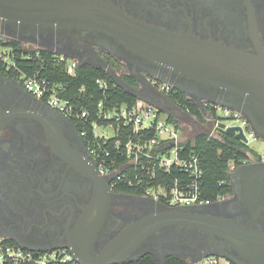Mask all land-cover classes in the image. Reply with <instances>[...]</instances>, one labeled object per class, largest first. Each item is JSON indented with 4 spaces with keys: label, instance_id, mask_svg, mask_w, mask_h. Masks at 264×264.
<instances>
[{
    "label": "flooded vegetation",
    "instance_id": "af4514ba",
    "mask_svg": "<svg viewBox=\"0 0 264 264\" xmlns=\"http://www.w3.org/2000/svg\"><path fill=\"white\" fill-rule=\"evenodd\" d=\"M108 1L155 27L192 34L255 55L260 49L264 51V0ZM1 29L3 33L35 46L29 48L47 49L52 54L77 58L80 65L89 63L98 68L108 65L122 78L124 73L130 74L135 79V85L131 86L136 87L140 95L147 99L158 96L152 91L150 82L154 75L147 71L156 67L112 37L104 39L100 32L57 23H5ZM158 75L165 79L186 80L193 99L205 91L201 84L176 73L159 68ZM140 84L145 85L144 90H139ZM231 102H239L242 114L248 104L244 98ZM170 113L181 119L187 118L183 110L175 106H171ZM4 119L7 120L4 122ZM250 126L253 128L251 123ZM256 134L257 139L264 142V136ZM57 139L66 140L73 151L71 156L67 157L57 149ZM88 155L77 123L27 92L21 83L0 74V237L23 246L48 250L89 236L104 213L98 207L100 201L96 199L95 184L77 164V160ZM248 156L241 165L243 172L238 183L250 177L257 181L242 192H237L232 185L231 194L209 202L205 210L264 230V208L259 207L264 202V154L252 156L248 153ZM111 193L102 231L95 243L96 254L126 226L158 209L152 198L112 188ZM217 241L222 250L237 254L226 239L217 237ZM155 245L159 256L174 253L184 258H193L215 248L204 232L186 225L156 231L138 251L150 250Z\"/></svg>",
    "mask_w": 264,
    "mask_h": 264
},
{
    "label": "water",
    "instance_id": "95a60500",
    "mask_svg": "<svg viewBox=\"0 0 264 264\" xmlns=\"http://www.w3.org/2000/svg\"><path fill=\"white\" fill-rule=\"evenodd\" d=\"M5 23L9 25L57 23L59 26L81 27L100 32L104 39L112 37L134 55L155 66L156 69H147L154 78L162 79L187 94L192 90L186 86V80L161 78L158 75L159 68L201 84L205 91L194 98L200 107L203 105V100H208L241 112L239 102L232 103L231 100L244 98L248 102L247 107L242 111L244 116L250 121L253 129L264 136V51L261 49L258 55H255L192 34L176 33L155 27L130 16L108 0H0V32H3L1 28ZM82 61L81 59L80 62ZM100 67L123 88L138 98H144L157 105L163 111L170 113L171 106L176 105L165 96H153L147 99L110 66ZM219 91L222 93H218ZM188 96L193 98L191 94ZM5 120L7 119L3 121ZM237 130L240 132L237 133ZM226 131L237 139L247 141L244 133L237 126H230ZM55 141H57L55 146L65 156L73 154L66 140ZM77 164L95 184L98 195L96 199L100 201L98 207L102 208L104 213L90 230L89 236L70 240V243L62 246L71 250L79 264H120L137 260L147 253H152L159 264H163L166 256L178 255L167 253L159 256L156 254L157 245L150 250L138 251V249L156 231L176 225H186L204 232L215 245L213 250L193 257L194 261L205 256L217 255L226 258L231 264H264L263 229L254 225L245 226L232 219L208 213L205 210L207 205L169 207L153 199L157 204V211L133 221L96 254L95 243L99 232L102 231L111 201L110 179L99 174L96 162L90 155L77 160ZM242 172L243 166H239L231 174V183L237 192L250 188L253 186L252 183L257 181L250 177L243 183H238ZM263 203L259 205L261 210L264 208ZM217 237L229 241L235 247L237 254L222 250ZM18 244L23 246L19 242ZM132 256L135 257L128 258Z\"/></svg>",
    "mask_w": 264,
    "mask_h": 264
},
{
    "label": "built area",
    "instance_id": "2783aa9c",
    "mask_svg": "<svg viewBox=\"0 0 264 264\" xmlns=\"http://www.w3.org/2000/svg\"><path fill=\"white\" fill-rule=\"evenodd\" d=\"M14 40L20 42V46L15 45ZM28 45L0 32V62L9 72H14L12 79L21 83L27 92L80 125V134L85 139L89 155L96 162L99 173L110 179L113 190L121 184L142 188V196L164 201L169 207L203 206L211 202L202 190L204 171L200 156L186 150L188 139H184L179 121L170 119V115H165V111L144 98L112 105L104 98L98 101L95 111L71 101L64 96L66 86L43 73L46 59L40 54V48H29ZM31 49L36 51L35 54L26 52ZM50 59L61 64L70 75H75L80 65L77 58L63 54H53ZM22 61L28 64L38 62L39 67L28 71L20 66ZM97 82L104 91L108 89V80L98 79ZM150 82L152 91L158 96L167 97L175 88L154 77ZM200 108L202 123L208 126L214 122L213 130L205 131L209 137L218 136L220 129L237 126L247 138L245 144L250 150L249 155L257 154L251 148L257 134L241 112L208 100H203ZM244 162L245 159L237 165L231 161L230 174ZM166 177L170 179L166 180ZM218 257L209 255L197 261L186 259L189 264H218ZM70 261L79 264L67 247L35 250L0 237V264H61Z\"/></svg>",
    "mask_w": 264,
    "mask_h": 264
},
{
    "label": "trees",
    "instance_id": "16d2710c",
    "mask_svg": "<svg viewBox=\"0 0 264 264\" xmlns=\"http://www.w3.org/2000/svg\"><path fill=\"white\" fill-rule=\"evenodd\" d=\"M13 42L17 46L21 44L16 40ZM26 52L35 54L36 51L31 49L26 50ZM39 52L46 59L43 73L54 82H62L67 88V93H64V96L73 102L89 106L92 111H95L98 101L104 98H106L109 105L123 102L133 103L138 99L135 94L116 84L110 74L102 68L84 63L79 65L75 75H70L63 69L61 64L55 63L50 59L53 54L49 50L41 48ZM19 64L24 69L28 68V71L39 67L38 62L28 64L22 61ZM0 74L10 78L14 77V72H9L2 62H0ZM98 79L108 80L109 86L106 91L99 86ZM123 79L128 84L135 85V79L132 75L124 73ZM167 98L199 121H203V111L199 104L183 91L174 88L167 95ZM212 112L215 114L213 108ZM170 119L174 118L170 116ZM185 146L187 151L197 153L200 156L204 171L202 188L204 196L214 201L219 196L231 194L233 187L231 184L230 163L233 161L240 165L241 160L249 157L248 152L250 150L245 142L228 134L226 130L220 129L218 136L213 137H209L205 132L196 133L193 138L186 141ZM168 179L170 177H166V180ZM115 190L139 196H142L143 193L142 188L130 187L126 184L117 186ZM160 203L165 204L164 201ZM61 264L74 263L70 261ZM120 264H159V262L152 253H147L137 260ZM163 264H189V262L184 257L169 255L165 257Z\"/></svg>",
    "mask_w": 264,
    "mask_h": 264
},
{
    "label": "rangeland",
    "instance_id": "374dc122",
    "mask_svg": "<svg viewBox=\"0 0 264 264\" xmlns=\"http://www.w3.org/2000/svg\"><path fill=\"white\" fill-rule=\"evenodd\" d=\"M28 47H35V46L28 45ZM144 87H145L144 84H140L139 90H142ZM164 114L166 115V112H164ZM186 117H187L186 119L179 118L180 119V123H181L182 128H183V131H184V139L185 140L193 138L196 135V133H199L202 130L203 131H207L209 129L206 126H202L193 117H191L189 115L186 116ZM251 148L254 149L255 152H257V153L264 154V142L262 140H258L257 139L255 141H253L251 143ZM218 260H219L218 264H231L230 261H228L226 258H223L221 256L218 257ZM204 264H206V263H204Z\"/></svg>",
    "mask_w": 264,
    "mask_h": 264
},
{
    "label": "crops",
    "instance_id": "0c3cea01",
    "mask_svg": "<svg viewBox=\"0 0 264 264\" xmlns=\"http://www.w3.org/2000/svg\"><path fill=\"white\" fill-rule=\"evenodd\" d=\"M173 106H175V107H178L177 105H173ZM179 109H181L180 107H178ZM183 110V109H182ZM183 112L188 116H191V117H193L194 119H196L197 120V122L198 123H200L202 126H205V124H203L201 121H199L196 117H194L193 115H191L190 113H188V112H186V111H184L183 110ZM168 115H170L171 117H173L175 120H177V121H179L180 122V119H179V116H175L174 114H172V113H169V112H166ZM206 127H208L209 129L208 130H210L211 129V131L213 130V128H214V122L213 121H211L209 124H208V126H206ZM200 132H205V131H200Z\"/></svg>",
    "mask_w": 264,
    "mask_h": 264
}]
</instances>
